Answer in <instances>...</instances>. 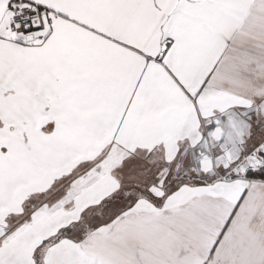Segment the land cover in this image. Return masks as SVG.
<instances>
[{"label":"snow or ice","instance_id":"6c2138e0","mask_svg":"<svg viewBox=\"0 0 264 264\" xmlns=\"http://www.w3.org/2000/svg\"><path fill=\"white\" fill-rule=\"evenodd\" d=\"M0 264H264V0H0Z\"/></svg>","mask_w":264,"mask_h":264}]
</instances>
